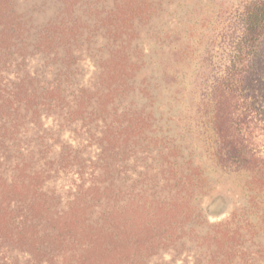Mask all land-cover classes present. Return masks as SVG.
Listing matches in <instances>:
<instances>
[{
	"label": "trees",
	"instance_id": "trees-1",
	"mask_svg": "<svg viewBox=\"0 0 264 264\" xmlns=\"http://www.w3.org/2000/svg\"><path fill=\"white\" fill-rule=\"evenodd\" d=\"M139 1L61 0L33 34L14 1L0 0V264H150L176 251L203 217L189 204L190 177L162 170L153 150L139 158L150 123L121 109L140 70L130 53L136 22L150 18ZM236 40V56L205 87L198 113L211 161L264 190V0L246 6ZM98 41L107 55L86 87L78 64ZM34 55L46 70L28 69ZM45 120L60 131L32 144L30 126ZM63 129L82 149L63 141ZM237 233L208 239L220 249ZM229 255L220 263L231 264Z\"/></svg>",
	"mask_w": 264,
	"mask_h": 264
},
{
	"label": "rangeland",
	"instance_id": "rangeland-1",
	"mask_svg": "<svg viewBox=\"0 0 264 264\" xmlns=\"http://www.w3.org/2000/svg\"><path fill=\"white\" fill-rule=\"evenodd\" d=\"M13 1L33 26V34L54 19L62 7L61 0ZM251 1H139L150 18L136 22L138 37L130 53L140 70L121 109L139 112L150 123L140 141L143 153L139 158L147 160L153 150L155 164L162 170L172 166L178 178L190 177L185 180L190 207L203 215L190 224V236L176 251L163 252L150 264H207L214 257V264H221L229 254L231 264H264V190L250 184L248 174L224 170L211 161L209 133L202 128V112L198 113V100L205 87L223 77L236 56L240 15ZM101 43L84 52L78 64L77 82L83 86L92 87L98 81L97 62L107 55L100 50ZM28 69L46 70L43 56L31 57ZM260 78L264 84V73ZM58 127L53 120H45L40 128L30 126L28 140L38 146L43 140L48 143L60 131ZM61 131L64 142L82 149L73 141L75 135L70 130ZM91 152L94 156L95 150ZM56 156L55 150L51 157ZM194 168H198V174L193 173ZM165 174L168 176V172ZM236 232V239L220 249L208 239L216 235L233 238Z\"/></svg>",
	"mask_w": 264,
	"mask_h": 264
}]
</instances>
